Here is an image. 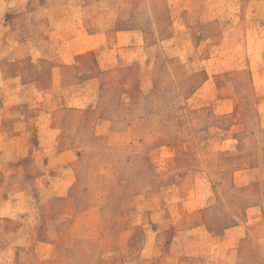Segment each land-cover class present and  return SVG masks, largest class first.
Segmentation results:
<instances>
[{
  "label": "rangeland",
  "instance_id": "rangeland-1",
  "mask_svg": "<svg viewBox=\"0 0 264 264\" xmlns=\"http://www.w3.org/2000/svg\"><path fill=\"white\" fill-rule=\"evenodd\" d=\"M86 1L0 0V264H264V0Z\"/></svg>",
  "mask_w": 264,
  "mask_h": 264
},
{
  "label": "crops",
  "instance_id": "crops-1",
  "mask_svg": "<svg viewBox=\"0 0 264 264\" xmlns=\"http://www.w3.org/2000/svg\"><path fill=\"white\" fill-rule=\"evenodd\" d=\"M109 3L110 2L108 0H96V2L93 0H91V1L88 0L84 4V10L87 9L89 11L92 10L93 12H95L93 8L95 6H100L101 10H106V11H104V13L100 12V15H98V17L103 18V19L111 18L110 12L114 14L115 19H117V17H119V16L121 17L122 16L121 15L122 14V8L117 7V4L113 5L114 7H112V5ZM112 9H113V11H111ZM94 14L96 15V12ZM94 16L92 15L91 17H94ZM178 20H181L180 16H179ZM258 23H260V22H257V21L252 22V24L257 26V27H258V25H257Z\"/></svg>",
  "mask_w": 264,
  "mask_h": 264
}]
</instances>
